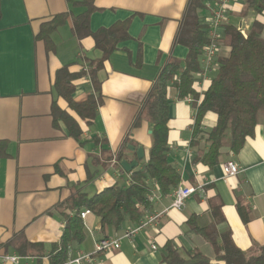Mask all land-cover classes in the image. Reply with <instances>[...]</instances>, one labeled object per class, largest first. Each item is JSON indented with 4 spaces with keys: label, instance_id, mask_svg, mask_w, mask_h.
Here are the masks:
<instances>
[{
    "label": "crops",
    "instance_id": "crops-1",
    "mask_svg": "<svg viewBox=\"0 0 264 264\" xmlns=\"http://www.w3.org/2000/svg\"><path fill=\"white\" fill-rule=\"evenodd\" d=\"M225 1L226 24L242 28L246 36L256 21L263 27L260 37L264 39V13L247 11L244 0ZM186 3L93 0L96 11L89 18L90 30L129 21V38L116 46L97 72L102 103L91 126L80 123L83 132L75 141L62 121L53 122L51 105L55 101L66 109L53 89L55 73L65 65L70 73H85L72 83L74 102L81 103L92 94L87 73L90 61L100 58V52L91 37L77 40L72 32V19L83 9L66 0H0V264L5 255H16L18 264H35L32 256H18L10 242L24 239L49 253L59 242L63 214L75 213L61 204L78 194L89 198L111 186H127L131 174L145 163L152 142L143 112L145 99L161 67L170 59L182 62L186 57L187 49L174 41ZM60 14L66 18L51 32L54 48L46 51L34 36L42 23ZM208 14L205 7L198 15L206 22ZM224 47L217 56L227 55L229 49ZM212 76H196L197 102ZM167 96V162L180 176L178 186L195 191L177 210L171 208L175 188L164 195L148 180L154 199L140 221L159 215L157 221L131 240L121 239L118 250L95 253L98 240L119 238L133 225L102 232L99 218L90 213L81 219L84 240L71 245L65 264H77L73 261L83 256L79 264H162V248L168 241L183 257L198 251L214 261L211 246L190 229V219L199 227L213 224L218 234L229 232L234 245L248 256L260 253L264 246V111L253 136L238 153L222 150L217 165L209 167L192 162L197 151H205L203 139L197 148L190 146L196 106L178 99L174 88ZM215 123L216 116L208 112L201 127L206 131ZM92 138L106 144H95ZM228 161L235 163L239 173L223 181L222 165ZM238 205L247 211V222L241 219ZM214 207H219L223 219L219 223Z\"/></svg>",
    "mask_w": 264,
    "mask_h": 264
},
{
    "label": "trees",
    "instance_id": "trees-1",
    "mask_svg": "<svg viewBox=\"0 0 264 264\" xmlns=\"http://www.w3.org/2000/svg\"><path fill=\"white\" fill-rule=\"evenodd\" d=\"M210 1L187 0L174 40L176 44L187 49V54L182 62L170 59L161 67L146 96L143 112L151 128L152 142L147 160L139 170L131 174L129 185L111 186L89 198L83 194L72 196L65 204H61L69 210H75V213L72 216L63 214L64 227L58 244H54L49 253L45 254L39 249V245L29 243L19 236L22 240L18 243L10 242L18 256H32L36 259L35 264H65L71 245H79L84 240L80 210L87 209L98 217L102 232L107 229L119 231L125 224L137 225L144 212L151 208L152 202L147 198L150 194L148 180L154 181L156 188L164 195L178 186L180 176L167 162V94L170 88L177 91L178 99L189 97L196 106L190 146L197 148L199 140L203 139L205 151H197L192 157V162L199 161L213 167L217 165L222 150H227L228 154H236L246 139L253 136L258 117L264 111V39L260 37L263 28L260 23L254 21L246 36L235 26L222 25L219 44L220 47L225 45L229 50L226 56H217L216 71L210 85L197 102L199 96L194 89V82L201 71L200 58L208 42L207 24L198 14ZM66 2L83 9L72 19L74 36L77 40L91 37L94 49L100 52V58L90 61L87 74L93 90L83 102H74L72 83L84 76V72L70 73L68 65H65L55 73L53 81L56 96L66 103V109L62 110L55 101L52 102L53 122L62 121L68 136L80 141L83 132L80 123L84 127L91 126L102 103L97 72L116 46L129 38V21L117 22L109 28L92 32L89 28V18L91 13L96 11L93 0ZM244 4L247 11L258 15L264 13V0H244ZM65 18V14L54 16L50 21L42 23L34 36L35 41H40L46 51L53 50L50 34ZM208 112L216 116V123L205 131L201 127V120ZM92 141L95 144H106L103 139L92 138ZM2 143L0 141V155L3 153ZM237 210L241 219L247 222V211L240 205ZM213 214L216 223L223 220L219 215V207H214ZM188 221L190 229L211 246L214 261L198 251L183 257L173 243L168 241L162 248V264H264V246L258 255L248 256L234 245L229 232L218 234L213 224L199 227L191 219Z\"/></svg>",
    "mask_w": 264,
    "mask_h": 264
},
{
    "label": "built area",
    "instance_id": "built-area-1",
    "mask_svg": "<svg viewBox=\"0 0 264 264\" xmlns=\"http://www.w3.org/2000/svg\"><path fill=\"white\" fill-rule=\"evenodd\" d=\"M226 5L227 2L225 0H214L206 4V8L209 12L208 19L206 20L208 42L203 48L200 58L201 71L197 74V76H201L202 78H204L206 74H214V72L216 71V58L218 50L220 48L219 39L221 27L222 25L226 24ZM238 31L243 36H245L242 28L239 27ZM197 83L198 81H196L195 84L197 85ZM184 100L188 103L192 102V99L189 97L185 98ZM238 173L239 169L234 162L228 161L222 165L223 181L235 177ZM194 191L195 189L193 188L177 186L173 191L171 208L180 210L183 207L185 201L192 195ZM147 198L148 201L152 202L154 196L152 195V193H150ZM90 213L91 212L89 210L81 211L79 213V217L83 220L85 216ZM158 217L159 215L149 216L145 220L140 221L137 225L125 229L119 238L106 237L98 240L94 246L95 253H106L118 250L120 248L121 239L131 240L140 230L152 223H155ZM151 248L154 250L155 246L152 245ZM84 258H86V256L77 258L73 262L79 264L80 261ZM18 260L19 258L16 255H5L1 257V261L4 264H18Z\"/></svg>",
    "mask_w": 264,
    "mask_h": 264
},
{
    "label": "rangeland",
    "instance_id": "rangeland-1",
    "mask_svg": "<svg viewBox=\"0 0 264 264\" xmlns=\"http://www.w3.org/2000/svg\"><path fill=\"white\" fill-rule=\"evenodd\" d=\"M221 47H223V46H221ZM221 47H220V48H221ZM223 49H226V47H224Z\"/></svg>",
    "mask_w": 264,
    "mask_h": 264
},
{
    "label": "water",
    "instance_id": "water-1",
    "mask_svg": "<svg viewBox=\"0 0 264 264\" xmlns=\"http://www.w3.org/2000/svg\"><path fill=\"white\" fill-rule=\"evenodd\" d=\"M149 133H151V131Z\"/></svg>",
    "mask_w": 264,
    "mask_h": 264
}]
</instances>
